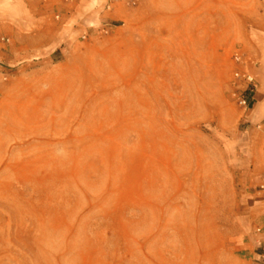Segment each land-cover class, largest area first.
<instances>
[{
  "label": "rangeland",
  "instance_id": "1",
  "mask_svg": "<svg viewBox=\"0 0 264 264\" xmlns=\"http://www.w3.org/2000/svg\"><path fill=\"white\" fill-rule=\"evenodd\" d=\"M133 5L55 6L19 38L0 24V84L80 56L0 168V264H246L264 122L238 100L264 95V55L203 38L189 13L180 29L126 17Z\"/></svg>",
  "mask_w": 264,
  "mask_h": 264
},
{
  "label": "crops",
  "instance_id": "2",
  "mask_svg": "<svg viewBox=\"0 0 264 264\" xmlns=\"http://www.w3.org/2000/svg\"><path fill=\"white\" fill-rule=\"evenodd\" d=\"M83 0H0V24L11 23L10 35L14 38L24 36L22 24L47 22L55 6H80ZM131 9L126 17L135 11L142 12V22L178 24L180 29L184 15L192 14L200 23L203 38L223 39L229 44H259V51L264 55V0H127ZM133 5V6H134ZM167 27V25H166ZM38 34V32H31ZM31 35V34H30ZM56 51V50H55ZM73 50L65 59L57 61L49 68L48 62L28 72L25 77H17L0 84V168L15 165L7 158L13 144L23 141L31 133L30 111L38 118H51L53 98L60 95L62 88L68 85V69L80 58ZM88 54V53H87ZM60 49V56H62ZM57 90V91H56ZM262 92L251 95L246 93L248 104L254 110L252 115H245V122L257 124L264 122V98ZM39 125V124H38ZM34 126V125H33ZM45 128L43 123L39 125ZM259 153L264 157V133L261 137ZM264 247V233L249 236L242 244L244 263L256 262L255 249Z\"/></svg>",
  "mask_w": 264,
  "mask_h": 264
},
{
  "label": "built area",
  "instance_id": "3",
  "mask_svg": "<svg viewBox=\"0 0 264 264\" xmlns=\"http://www.w3.org/2000/svg\"><path fill=\"white\" fill-rule=\"evenodd\" d=\"M236 59L238 60L239 57L236 56ZM236 77L238 78H242V80L244 79L247 84H251L253 85V78L248 74V73H243V74H239L237 73L236 74ZM238 104L241 105V106H247V100H246V97L243 96V97H240L239 100H238ZM258 191L261 192V193H264V177L261 179L260 183L258 184ZM255 230H254V233L256 235H259V234H262L264 233V215H262L257 223L255 224ZM264 260V255L263 254H259L257 255V262H261Z\"/></svg>",
  "mask_w": 264,
  "mask_h": 264
}]
</instances>
